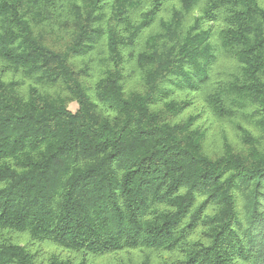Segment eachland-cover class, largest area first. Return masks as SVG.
I'll list each match as a JSON object with an SVG mask.
<instances>
[{
    "label": "trees",
    "instance_id": "obj_1",
    "mask_svg": "<svg viewBox=\"0 0 264 264\" xmlns=\"http://www.w3.org/2000/svg\"><path fill=\"white\" fill-rule=\"evenodd\" d=\"M0 264H264V0H0Z\"/></svg>",
    "mask_w": 264,
    "mask_h": 264
},
{
    "label": "rangeland",
    "instance_id": "obj_2",
    "mask_svg": "<svg viewBox=\"0 0 264 264\" xmlns=\"http://www.w3.org/2000/svg\"><path fill=\"white\" fill-rule=\"evenodd\" d=\"M69 108H70L72 111H74L75 108H76V104H71V105L69 106Z\"/></svg>",
    "mask_w": 264,
    "mask_h": 264
}]
</instances>
